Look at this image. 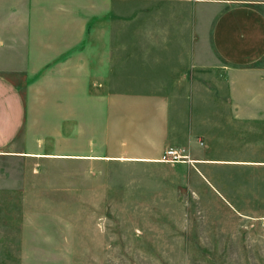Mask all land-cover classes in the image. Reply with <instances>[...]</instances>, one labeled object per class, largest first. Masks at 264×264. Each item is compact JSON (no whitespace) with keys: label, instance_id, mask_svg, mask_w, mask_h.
<instances>
[{"label":"rangeland","instance_id":"374dc122","mask_svg":"<svg viewBox=\"0 0 264 264\" xmlns=\"http://www.w3.org/2000/svg\"><path fill=\"white\" fill-rule=\"evenodd\" d=\"M197 2H24V7L77 9L79 44L109 40L112 70L104 80H87L81 73L72 81L53 76L41 88L38 79L12 81L29 104L35 155L0 156V264H264V129L247 136L241 123L245 91L238 96L239 107L231 105L230 116L240 123L223 128L232 135L212 143L210 156L217 160L138 163L55 156L88 152V140L98 129L87 104L92 95L107 87L138 92L142 40L150 42L155 61L147 71L172 78L166 92L190 83L212 91L221 82L222 119L228 118L232 70L220 67L210 51L214 10ZM15 51L19 56H9L27 59L25 48ZM158 51L164 64H155ZM96 58L93 54L91 65ZM87 62L80 56V66ZM182 75L185 83L175 80ZM39 98L47 105L52 101V109L40 113ZM72 98L79 101L73 121L70 104L65 111ZM56 99L62 100L58 111ZM56 126L61 135L55 134ZM198 143L204 151V143Z\"/></svg>","mask_w":264,"mask_h":264},{"label":"crops","instance_id":"0c3cea01","mask_svg":"<svg viewBox=\"0 0 264 264\" xmlns=\"http://www.w3.org/2000/svg\"><path fill=\"white\" fill-rule=\"evenodd\" d=\"M28 1L47 0H0V156L35 155L30 147L29 104L12 82L14 79H38L41 88L42 81L53 76L72 81L80 78L81 73L87 80H104L112 70L109 40L87 39L84 45L79 44L78 22L82 20H78L77 9L24 7ZM197 3L214 10L209 30L210 51L220 67L232 70L231 80L227 81L228 118L222 119L221 82L212 91L195 84L192 87L190 83L182 92L180 88L166 92L172 78L161 76L158 71H147L151 66L146 65L155 61L148 52L150 42L142 40L138 41V71L144 72L138 73V92L112 91L107 87L101 94L92 95L87 104L92 116L97 118L98 129L88 140V152L55 153V156L72 161L114 159L161 163L164 151L173 149L184 160L194 163L206 161V156L217 160L210 156L212 143L217 138L231 136L233 131L227 129L240 123L233 121L230 114L231 105L235 110L239 107L238 96L243 91L246 110L242 112L245 119L241 123H245L247 136L253 138L256 129L257 134L264 129V67H260L264 60V0H198ZM48 15L54 18L48 19ZM22 48L27 59L19 61L9 56H19L15 49ZM68 49L70 57L64 58ZM93 54L97 57L95 65L89 62ZM156 54L155 64H164L165 59L159 58L160 51ZM80 56L88 60L85 66H80ZM183 76L175 80L185 83ZM243 76H247L245 80ZM166 79L169 83H164ZM25 86L28 90L32 88L29 82ZM41 100L40 113L52 109V101L47 105ZM61 101H53L56 111L61 108ZM69 104L73 121L79 101L70 99L65 111ZM57 127L55 134L61 135ZM74 127H78L77 117ZM199 139L204 143V151L197 148Z\"/></svg>","mask_w":264,"mask_h":264},{"label":"built area","instance_id":"2783aa9c","mask_svg":"<svg viewBox=\"0 0 264 264\" xmlns=\"http://www.w3.org/2000/svg\"><path fill=\"white\" fill-rule=\"evenodd\" d=\"M182 158V155L179 154L177 151L173 150V149H168L166 151H164V153L162 154L160 161L161 162H177L180 161Z\"/></svg>","mask_w":264,"mask_h":264},{"label":"bare ground","instance_id":"6f19581e","mask_svg":"<svg viewBox=\"0 0 264 264\" xmlns=\"http://www.w3.org/2000/svg\"><path fill=\"white\" fill-rule=\"evenodd\" d=\"M183 158V157H182Z\"/></svg>","mask_w":264,"mask_h":264}]
</instances>
